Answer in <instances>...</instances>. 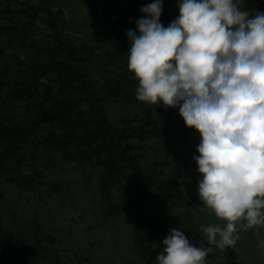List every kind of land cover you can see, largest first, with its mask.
Wrapping results in <instances>:
<instances>
[{
	"label": "trees",
	"instance_id": "obj_1",
	"mask_svg": "<svg viewBox=\"0 0 264 264\" xmlns=\"http://www.w3.org/2000/svg\"><path fill=\"white\" fill-rule=\"evenodd\" d=\"M7 1L18 7L0 10V165L20 170L22 150L32 139L36 147L59 152L64 161L99 168L100 190L116 187L131 193L116 205L110 200L108 206L131 215L136 249L146 264H152L169 231L172 186L179 175L165 180L156 172L155 166H165L164 161H152L147 166L154 165L153 171L146 173L134 140L164 133V106L143 103L133 117L114 125L104 104L111 99L139 101V82L133 74L110 75L116 58L130 49L128 31L139 34L138 0L124 1L121 8L115 4L112 17L118 30L107 46H90L70 36L60 7ZM241 6L249 15L264 12V0H242ZM42 239L35 235L37 253L52 252ZM11 244L23 247L24 235L6 233L0 245L6 249ZM8 260L7 254H0L1 263ZM49 264L64 263L54 255Z\"/></svg>",
	"mask_w": 264,
	"mask_h": 264
},
{
	"label": "clouds",
	"instance_id": "obj_2",
	"mask_svg": "<svg viewBox=\"0 0 264 264\" xmlns=\"http://www.w3.org/2000/svg\"><path fill=\"white\" fill-rule=\"evenodd\" d=\"M241 5L179 0L178 18L165 27L156 0L141 9L139 34L127 33L136 98L179 107L185 125L200 135L193 157L199 199L225 222L202 232L221 250L234 248L241 231L254 229L259 238L264 229V12L249 15ZM162 244L158 264H207L213 250L193 245L180 229Z\"/></svg>",
	"mask_w": 264,
	"mask_h": 264
},
{
	"label": "rangeland",
	"instance_id": "obj_3",
	"mask_svg": "<svg viewBox=\"0 0 264 264\" xmlns=\"http://www.w3.org/2000/svg\"><path fill=\"white\" fill-rule=\"evenodd\" d=\"M19 1L60 7L68 24L67 33L90 46L112 43L118 30L112 17L113 7L118 4L121 8L124 1L131 2ZM154 2L156 0H138L140 11ZM161 3L160 23L167 27L179 16V0H161ZM242 10L245 9L242 7ZM141 15L146 16L143 12ZM127 56L115 59L110 75L132 74L127 68ZM143 103L107 100L104 103L105 115L110 123L119 125L120 119L133 117ZM162 121L165 131L160 137L134 142L146 173L153 171L154 165L149 167V163L164 161L165 166H155L156 172L160 171L165 180L176 173L179 175V180L172 186L174 204L168 209L170 227L165 238L171 229H180L192 244L212 247L207 264H264V248L257 247L264 240V229L260 230L259 238L254 229L241 231L234 248L221 250L207 244L202 226H224L225 222L217 219L199 199L197 189L201 176L193 157L199 155L196 149L200 135L185 125L179 115V107H164ZM22 156L24 162L20 170L11 169L8 164L0 165V191L3 193L0 197V241L9 232L22 233L25 239L23 247L11 244L5 249L0 245V254H7L8 264H49L54 255L64 264H146L134 244L131 215L114 206L121 203L122 196H131L128 190L120 191L116 187L100 190L99 168L64 161L59 152L36 147L32 139L23 148ZM182 188L185 192L181 191ZM110 200L114 203L111 208L108 206ZM35 235L43 238L42 243L50 246L52 252L37 253ZM163 247L162 244L160 253ZM17 249L21 250L15 252ZM152 264H158L157 258Z\"/></svg>",
	"mask_w": 264,
	"mask_h": 264
},
{
	"label": "built area",
	"instance_id": "obj_4",
	"mask_svg": "<svg viewBox=\"0 0 264 264\" xmlns=\"http://www.w3.org/2000/svg\"><path fill=\"white\" fill-rule=\"evenodd\" d=\"M6 7H9L10 9H15L18 7V5L13 1L0 0V10L5 9Z\"/></svg>",
	"mask_w": 264,
	"mask_h": 264
}]
</instances>
